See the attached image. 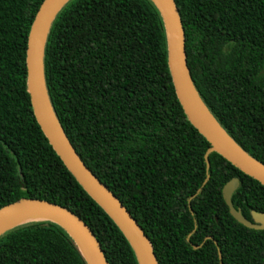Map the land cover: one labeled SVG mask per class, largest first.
Returning <instances> with one entry per match:
<instances>
[{
  "label": "trees",
  "instance_id": "trees-1",
  "mask_svg": "<svg viewBox=\"0 0 264 264\" xmlns=\"http://www.w3.org/2000/svg\"><path fill=\"white\" fill-rule=\"evenodd\" d=\"M42 0H0V208L37 199L75 214L106 264H138L128 240L64 166L37 124L25 73L26 37ZM193 90L221 131L264 166V0H173ZM43 86L82 164L119 201L154 264H264V229L248 221L264 186L216 152L184 114L151 0H67L46 31ZM0 264H87L57 224L0 234Z\"/></svg>",
  "mask_w": 264,
  "mask_h": 264
},
{
  "label": "water",
  "instance_id": "water-1",
  "mask_svg": "<svg viewBox=\"0 0 264 264\" xmlns=\"http://www.w3.org/2000/svg\"><path fill=\"white\" fill-rule=\"evenodd\" d=\"M66 1L67 0H42L33 16L27 33L25 45V73L27 93L32 114L42 133L67 170L85 192L108 214L128 240L138 264H154L147 242L136 224L132 221L128 212L108 189L82 164L64 136L48 106L44 92L41 68L42 48L46 31L53 16ZM151 1L159 9L164 21L167 38L168 70L174 93L184 114L197 132L208 142V150L216 152L242 173L250 176L264 186V166L241 151L218 127L229 141V144L221 139L212 130L202 114L201 107L204 108V106L193 90L187 69L184 65L183 34L173 0ZM237 186L238 180L236 178H231L221 188V196L229 215L233 220L246 228L263 230L264 212L252 211V221H248L243 217L239 209L233 207L230 197ZM20 212L36 213L47 216V219L39 220H47L63 228L75 241L87 264H106L93 234L87 226L69 210L44 200L20 199L0 208V224L6 218Z\"/></svg>",
  "mask_w": 264,
  "mask_h": 264
},
{
  "label": "bare ground",
  "instance_id": "bare-ground-1",
  "mask_svg": "<svg viewBox=\"0 0 264 264\" xmlns=\"http://www.w3.org/2000/svg\"><path fill=\"white\" fill-rule=\"evenodd\" d=\"M202 114L206 120V122L209 124V126L212 128V130L225 142L229 144V141L225 138L224 134L220 131L218 126L215 124V122L212 120V118L209 116V114L205 111L204 108L201 107ZM47 216L36 214V213H29V212H20L17 214H14L8 218H6L1 224H0V233L10 229L16 225L22 224L24 222L32 221V220H38V219H47Z\"/></svg>",
  "mask_w": 264,
  "mask_h": 264
}]
</instances>
